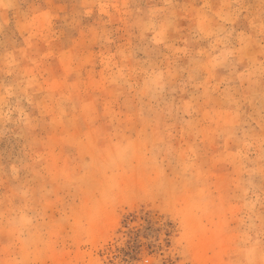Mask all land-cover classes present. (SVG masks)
Returning a JSON list of instances; mask_svg holds the SVG:
<instances>
[{
	"label": "rangeland",
	"instance_id": "374dc122",
	"mask_svg": "<svg viewBox=\"0 0 264 264\" xmlns=\"http://www.w3.org/2000/svg\"><path fill=\"white\" fill-rule=\"evenodd\" d=\"M0 264H264V0H0Z\"/></svg>",
	"mask_w": 264,
	"mask_h": 264
}]
</instances>
